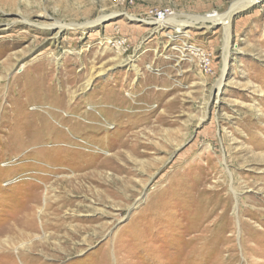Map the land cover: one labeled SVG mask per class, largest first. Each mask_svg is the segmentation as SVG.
Here are the masks:
<instances>
[{"label": "rangeland", "instance_id": "374dc122", "mask_svg": "<svg viewBox=\"0 0 264 264\" xmlns=\"http://www.w3.org/2000/svg\"><path fill=\"white\" fill-rule=\"evenodd\" d=\"M238 1L0 0V264H264V0L202 19Z\"/></svg>", "mask_w": 264, "mask_h": 264}, {"label": "bare ground", "instance_id": "6f19581e", "mask_svg": "<svg viewBox=\"0 0 264 264\" xmlns=\"http://www.w3.org/2000/svg\"><path fill=\"white\" fill-rule=\"evenodd\" d=\"M255 1L256 0H239L237 3H235L232 6L231 11L229 13H226V14H223V15L214 16V17H203L202 19L203 20L208 19V20H211L213 22L218 21V20H222L224 22L225 27L227 29V37H226V40H227L226 41V45L227 46H226V48L228 49L229 42H230V33H229L230 21H231V18H232V15H233L234 11L236 9L240 8L241 6L246 5L247 2L248 3H252V2H255ZM195 18L196 19H200V17H195ZM99 20L92 21V23H96ZM168 21L171 22L172 24L176 25V27H178V28H180V26L182 25V23L179 22L176 19H169ZM155 23L158 24V27H160L161 25H163V21H155ZM53 24H51V25H53ZM47 25H49V24H47ZM58 25H59L60 28H63L64 26H66V24H63V23H58ZM221 85H222V79L218 82V88L219 89L221 88ZM235 193L237 194V192H235ZM45 207H47V206L45 205V206L39 208V210L37 209L38 210L37 212H41V218H42L41 221H40V223H39V225L36 224L37 221L35 220V216H34L35 213H36V205L31 206L28 209L27 213L23 217H21V220L18 223V227L20 228L19 229L20 234L21 235H25V236H23V238L26 239V237H30V235H32V233L37 232L39 230L38 227L42 229V228L45 227V225L49 224L48 219H47V213H46V208ZM58 227L60 229L61 224H60V226L58 225ZM27 242L28 241H25L24 240V242L21 245H19V246H22L23 247L24 245L29 244Z\"/></svg>", "mask_w": 264, "mask_h": 264}]
</instances>
